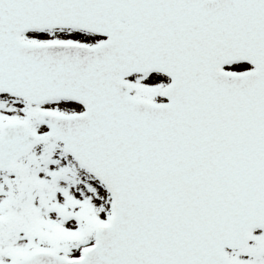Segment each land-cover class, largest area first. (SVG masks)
I'll use <instances>...</instances> for the list:
<instances>
[{
    "label": "snow or ice",
    "instance_id": "obj_1",
    "mask_svg": "<svg viewBox=\"0 0 264 264\" xmlns=\"http://www.w3.org/2000/svg\"><path fill=\"white\" fill-rule=\"evenodd\" d=\"M0 264H264V0H0Z\"/></svg>",
    "mask_w": 264,
    "mask_h": 264
}]
</instances>
